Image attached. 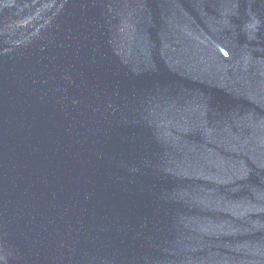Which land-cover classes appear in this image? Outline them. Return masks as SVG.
<instances>
[{"label": "water", "instance_id": "95a60500", "mask_svg": "<svg viewBox=\"0 0 264 264\" xmlns=\"http://www.w3.org/2000/svg\"><path fill=\"white\" fill-rule=\"evenodd\" d=\"M0 264H264V0H0Z\"/></svg>", "mask_w": 264, "mask_h": 264}]
</instances>
